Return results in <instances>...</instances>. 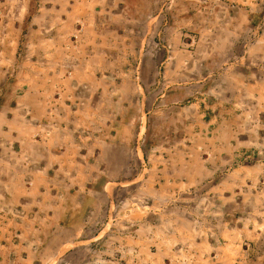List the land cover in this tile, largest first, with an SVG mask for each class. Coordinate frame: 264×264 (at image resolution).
<instances>
[{"label":"rangeland","instance_id":"1","mask_svg":"<svg viewBox=\"0 0 264 264\" xmlns=\"http://www.w3.org/2000/svg\"><path fill=\"white\" fill-rule=\"evenodd\" d=\"M94 5L106 9L107 64L90 61L88 18H65ZM104 99L130 109L89 124ZM0 107L79 120L34 125L25 141L57 128L89 149L126 128L123 144L145 152L99 213L73 216L78 230L54 238L39 223L36 264H264V0H1ZM1 129L0 152L16 149L10 134L25 127Z\"/></svg>","mask_w":264,"mask_h":264},{"label":"crops","instance_id":"2","mask_svg":"<svg viewBox=\"0 0 264 264\" xmlns=\"http://www.w3.org/2000/svg\"><path fill=\"white\" fill-rule=\"evenodd\" d=\"M105 11L104 8L98 12L94 5L93 8L90 6L89 12L84 15L75 16L67 13L69 15L65 18L74 17L75 22H82L84 26L87 25L86 18H88L89 26L85 30L94 35L88 47L90 61L100 58L104 64H107L110 60L107 50L110 47L103 35L110 34L107 33L110 28L106 30V24L102 21ZM94 66L95 79L100 77L99 73L107 76V65L104 67L102 63ZM232 66V69H235L236 65ZM222 76L241 77L240 69L238 67L236 72L233 70ZM99 93L102 92L98 91ZM32 109L33 105L30 104V110ZM94 109L99 113L93 116L94 119L88 120L89 124L107 127L110 111L129 110L130 106L121 103L116 105L104 99L94 103ZM102 111H105L104 114ZM12 113V109L4 107L1 110L0 107V141L9 136L1 135V128L4 126L11 132L12 125L15 127L23 125L25 129L20 130L24 133V137L21 134H10L12 145L17 147L16 149L0 152V193H3L0 202L3 201L4 206L8 208V213L0 217L2 221L12 222L8 226H0V264H36L37 255L44 247L42 235L45 234L39 223H43L46 228H52L51 233L54 238L64 231L78 230V226L70 224L73 216L99 213L101 206H104L100 198L109 197L107 194L109 184L126 179L132 159L135 158L140 162V159H144L145 152L131 150L123 144L126 142L123 135L126 128L115 132L105 129L111 136L103 132L97 140L96 147L89 149L80 144L75 146L74 140H72L73 148L70 149L68 143L71 141L66 140L68 138L65 137L66 131L57 128L51 132V138H55L53 140L46 136L34 143L25 141L28 133L31 136L34 125L74 126L79 120L68 119L67 122L70 123L65 124L66 119L62 117L43 119L32 116L22 121L17 117L12 118ZM106 114L108 117H105ZM110 137L111 139H108ZM65 143L68 147L66 150L63 146ZM55 146L62 147V150H57Z\"/></svg>","mask_w":264,"mask_h":264}]
</instances>
